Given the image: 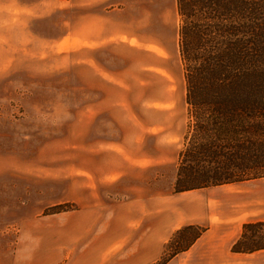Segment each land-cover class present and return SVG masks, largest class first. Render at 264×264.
<instances>
[{
    "label": "rangeland",
    "instance_id": "374dc122",
    "mask_svg": "<svg viewBox=\"0 0 264 264\" xmlns=\"http://www.w3.org/2000/svg\"><path fill=\"white\" fill-rule=\"evenodd\" d=\"M177 26L175 0H0L1 259L55 248L95 203L171 193L187 123Z\"/></svg>",
    "mask_w": 264,
    "mask_h": 264
},
{
    "label": "trees",
    "instance_id": "16d2710c",
    "mask_svg": "<svg viewBox=\"0 0 264 264\" xmlns=\"http://www.w3.org/2000/svg\"><path fill=\"white\" fill-rule=\"evenodd\" d=\"M175 11L187 123L174 193L264 179V0H175ZM205 231L176 230L153 264ZM262 231L264 222L244 224L231 251L263 250Z\"/></svg>",
    "mask_w": 264,
    "mask_h": 264
},
{
    "label": "crops",
    "instance_id": "0c3cea01",
    "mask_svg": "<svg viewBox=\"0 0 264 264\" xmlns=\"http://www.w3.org/2000/svg\"><path fill=\"white\" fill-rule=\"evenodd\" d=\"M113 154L119 159L122 156L118 151ZM144 167L139 165L138 170L145 171ZM150 168L155 170L157 166ZM176 170L177 164L171 170V193L95 203L83 210L86 218L79 220L71 234L56 239L55 248L49 249L48 244L27 248L24 243L6 259H1L5 255L0 251V264H127L129 258L134 264H152L162 256L165 244L176 230L206 222L208 229L191 247L166 264H264V249L251 253L231 251L244 224L264 222V179L174 193ZM105 172L108 183L118 182L125 173L118 169ZM159 177L156 171L142 184L153 186ZM206 190L210 191L202 192ZM209 211L211 216L207 219ZM118 256L120 261L115 259Z\"/></svg>",
    "mask_w": 264,
    "mask_h": 264
}]
</instances>
